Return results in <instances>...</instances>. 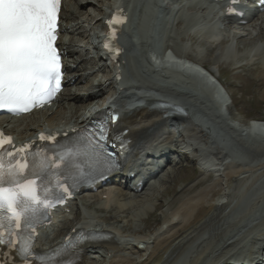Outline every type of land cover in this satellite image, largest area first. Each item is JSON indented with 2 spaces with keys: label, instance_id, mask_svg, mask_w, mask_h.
Masks as SVG:
<instances>
[{
  "label": "rangeland",
  "instance_id": "1",
  "mask_svg": "<svg viewBox=\"0 0 264 264\" xmlns=\"http://www.w3.org/2000/svg\"><path fill=\"white\" fill-rule=\"evenodd\" d=\"M85 1L68 0L66 8L69 5L72 8V4L75 2L78 3V7L84 6ZM111 1L116 2L118 0ZM165 1H167L169 9L162 10V13L156 16L154 36H151L145 47H141L139 57L134 59V74H137L145 84L157 87L170 94L180 95L186 102L203 109L215 126L220 127L235 138V143L240 148H243L253 158H264V144L259 142L253 135L247 133V136H242L232 128L237 126L245 131L246 129L249 130V125L257 123L255 120L264 123V30H258L257 32L254 30L253 35H248L249 32L246 30H237L236 32L239 33L232 35L222 34L215 28L211 20L204 19L209 15L206 16L205 10H200V7L187 3L185 0ZM94 9H99L95 3L92 8H89V12L85 13L86 15L79 16L73 22L72 19L68 20L70 22V24L68 23L69 32L63 37L65 42L73 37L74 40L76 39L75 44L72 45V48L76 50L74 58L79 59L78 57L82 56L88 67L86 71L83 68L81 69V64H79L81 59L76 64L74 63L76 68L74 67L75 70L73 68L72 73L74 74L72 75L78 72L80 76L85 75V79L82 82H72L66 86V89L72 88L73 92L80 94L82 97L88 95L91 90L90 82L94 79L96 85L100 82V88L104 95L110 93V89L106 84L108 69L102 67V63L90 57L88 50H86L88 46L85 42L87 38L93 36V31L88 27L91 25L86 19H90L89 14L92 13L93 16L96 14ZM65 16L70 18L69 12H65ZM85 29L86 35L84 37L81 36V32ZM167 56L200 69L206 76L210 74L213 78H217L230 94L232 98L231 106L222 113L210 94L200 92L192 85L171 84V81L167 78L156 73L154 65L156 64L157 69L164 71L166 66L164 58ZM83 104L80 103L79 106ZM77 113L75 109H69L63 121H76ZM34 123L35 121L29 124ZM175 140L177 142L171 144L173 148L181 145L180 139L176 138ZM170 157L172 163L169 162L168 164L169 171L166 176L162 177L159 184L143 190L142 194L138 193L140 198L148 200L145 204L128 206L120 210L118 204H115L116 202L114 204L106 203V200L104 202L83 195L85 198L81 197L76 203V213L67 218L47 238H55L62 234L61 232L66 233L68 227L83 220L85 216L93 218L99 225H107L109 222L122 226L135 222L136 228L143 229L145 233L154 232L161 226L166 214L171 213L190 195L216 180V177L210 174L211 172L208 174L202 172L196 161L197 157L194 151H188V154L183 157L176 153L171 154ZM258 176L260 177L256 178L254 182L256 187L264 184V174L262 173L261 176L260 173ZM192 187L194 189L191 191ZM108 188L107 191L117 193V196H119V192L123 194V201H121L123 203L124 199L127 203L134 194L129 190L127 191L126 188L120 187L119 184L111 185ZM261 201L264 202V197ZM232 206H228L224 212L229 221L231 219L229 218L230 215H233L237 210L229 208ZM233 229H236V227L230 226L228 231L231 232ZM223 235L224 233L218 235V240L216 239L217 241L214 242H218L219 237L222 239Z\"/></svg>",
  "mask_w": 264,
  "mask_h": 264
},
{
  "label": "bare ground",
  "instance_id": "2",
  "mask_svg": "<svg viewBox=\"0 0 264 264\" xmlns=\"http://www.w3.org/2000/svg\"><path fill=\"white\" fill-rule=\"evenodd\" d=\"M94 3L99 7V9H94L97 15L95 14L93 16L92 13H88L91 17H89V20L86 19L90 25L92 22L96 21V23L90 29L93 31L92 38L97 35L99 28L103 27V21L101 19L98 20V18L105 15L107 9L115 6V1L86 0L85 5L80 7H78V3L75 2L72 4V8L68 7L66 9V12H69L70 18L64 19H72L73 22V20L79 18V16L89 12V8H92ZM105 7L107 8L105 9ZM199 9L205 10L206 16L209 15V12L205 9V7H200ZM63 15H65V13H63ZM256 18L257 20H255ZM244 29L249 32L248 35H251L254 30L256 32L258 30L263 31L264 13L255 14L251 19L248 28L246 29V27H244ZM81 33V36L86 35V29ZM73 38L68 39V43H64L60 40V45L62 47L66 46L64 47L66 50V58L73 59V63H77L78 60L81 59L79 61V64H81V69L83 68L86 71L88 70V67L85 64V59H82V56L79 55V59L74 58L76 50L72 49V45L75 44L76 39L74 40ZM92 38H87L85 42L88 46L86 50H88L89 53H91L96 44L95 40L92 41ZM71 70L73 69L66 64V71L70 72ZM72 74L74 73H71L72 78L67 81V85H70L72 82H82L85 79V75L80 76L78 75V72L75 75ZM107 78L108 79L106 83L109 84V89L111 91L110 95L107 97H113L112 93L116 91L115 83L117 77L109 73ZM90 84L91 90L86 97H82L80 94L73 92L72 88L66 89V93L56 100L52 108L46 109L45 111L36 114L35 117L38 116V121H36L34 124H28L24 126V129L19 131V127L23 126L22 123L26 121L27 118L24 117L19 119L16 122H19L20 124L17 125L16 129H13L11 133L16 136L17 140H24L26 138L34 137L37 133L47 128H61L63 125H68L70 123V120H67L66 122L63 121L65 120L67 111L69 109H75L78 112L77 119L79 120L85 114V112L104 95L102 89L100 88V82L96 85V80L94 79L90 82ZM127 91H130V87L127 88ZM127 95L129 96V94L122 95V99ZM80 103L84 104L79 106ZM146 103L147 106H152L155 104V101L150 100ZM187 109L189 108L187 107ZM120 112L126 113L127 111L123 108H120ZM129 112L131 113L125 114L123 118L120 119L118 128H120L119 131L120 134H122V139L126 148L125 153L131 161L137 160L139 154L144 152V150L154 146V144H160L162 146L164 144L171 145L174 143L176 133L173 129L179 127L172 125L171 119L164 118V115L159 112L150 113L147 109L136 111V108H133ZM179 121H181V126H187L189 131L194 132V134L197 136L195 138H200L207 141V147L212 150L213 156L222 162L219 165L217 164L218 166L216 169L214 167V173L223 174L216 177L214 182L201 188L199 191L195 193L192 192L193 194L186 198L177 208L164 216L161 226H159L152 233L147 234L143 229L136 228V224H134L135 222L122 226L119 224H111L109 222L107 225L95 226L94 224H91L96 230L107 231L110 233L112 235V241L105 244H97L87 247L85 249L84 255L81 258V261L78 264H176L178 261L182 260V256L190 248L194 249L195 251L192 253V259H190L187 264H206L209 261L212 262V264L229 263V261L220 259V257L222 256V258H225L226 253L229 251L227 249L234 248L235 245L239 246V243L231 242L230 239L235 237L233 232L237 231L242 226H245L247 221H245L243 217L236 216L229 217L231 218L229 221L228 218L225 217L224 212L228 206L232 205L231 199L238 197V189L249 182L251 187V185L254 183V180L260 177L258 174L261 173V176L262 173L264 174V158H252L247 162L239 161L236 158L232 159L229 157V155H226L221 150V145L222 143L226 145L230 144L229 140L233 139V137L229 138L223 132H216L215 134L217 135V138L215 136L209 137L205 130V124L203 122H197L191 117L176 120V122ZM255 122H257L256 124L260 125L261 128L264 127V123H260L263 121L255 120ZM6 123H9L8 125L13 124V122H9L8 120L0 121L1 126H4ZM186 131L187 130H184L183 133L185 134ZM178 139L182 140L183 136ZM232 144L237 149L240 148L236 143V145L233 142ZM241 149L243 150V148ZM208 160H212V158L209 157ZM229 160H231V162H229ZM165 164V159L153 162L151 168L152 171L150 174H147V176L149 175V177H152V172H156L157 175H154L152 179H150L143 186L140 192L159 184L162 177L166 176L169 171V162L166 167H164ZM220 167H222V169ZM209 172H211V170L207 169L206 174ZM119 186L125 187L127 191L129 190L130 192L134 193L133 197L130 198L127 203L125 199L124 203L121 202L123 201V194H120V192L119 196H117V193L112 191L99 192L97 190H87L83 192V195L91 199H100V201L102 200V195H106V203L114 204V202H116L115 204H118L117 206L120 207V210L125 209L128 206H141L148 201L143 200L142 197L140 198V195L138 196L139 191L137 190L139 183L133 184L132 186L126 184L123 185L122 180H120ZM193 189L194 188L192 187L191 191ZM229 189H234V191L227 196L225 201H223V196ZM259 207L260 206L258 205V209H261V207ZM59 215H61V213L58 214L57 218L60 217ZM117 222H119V220H117ZM77 226L79 225L72 224L70 227H68V232L72 231L74 228H77ZM230 226H235L236 229H233L231 232L227 231ZM223 233L224 235L222 236V239L219 237V241L214 242L218 240V235H222ZM257 237H264V232H260ZM57 240L58 237L54 238L52 241H49L47 244H44L42 246V251L54 249L57 245ZM240 245L246 246L247 241H242ZM250 249L253 250L254 248ZM250 249L248 252L251 251ZM217 251L222 252L219 253L220 257H216ZM254 263L255 262L251 264Z\"/></svg>",
  "mask_w": 264,
  "mask_h": 264
},
{
  "label": "snow or ice",
  "instance_id": "3",
  "mask_svg": "<svg viewBox=\"0 0 264 264\" xmlns=\"http://www.w3.org/2000/svg\"><path fill=\"white\" fill-rule=\"evenodd\" d=\"M60 5L61 0H0V109L13 115L26 113L50 102L60 91L64 75L56 46ZM122 22V18L114 17L108 23L111 28ZM112 37L115 38V29ZM109 119L115 123L117 117ZM110 137L120 140L124 149L122 134L112 135L107 121L95 131L86 128L77 134L78 142L83 143L69 149L67 155L77 157V169L86 161V171H78L80 178H99L118 169L116 156L108 149ZM40 139L53 138L41 134ZM5 144L11 146V138H0V149ZM26 148L15 150L21 154L19 157L10 149L0 151V245L12 248L19 244L17 251L24 264H28L29 257L43 264L44 257L31 250L35 228L47 215L46 209L62 202L70 189L58 184L64 194L49 196L51 189L37 183L41 179L37 169L26 171L30 155ZM37 167L43 170L44 164Z\"/></svg>",
  "mask_w": 264,
  "mask_h": 264
}]
</instances>
